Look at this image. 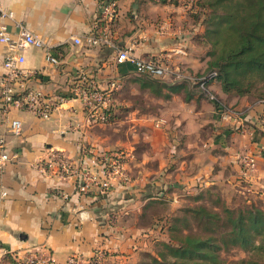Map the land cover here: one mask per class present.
<instances>
[{
	"label": "crops",
	"instance_id": "0c3cea01",
	"mask_svg": "<svg viewBox=\"0 0 264 264\" xmlns=\"http://www.w3.org/2000/svg\"><path fill=\"white\" fill-rule=\"evenodd\" d=\"M111 1L117 13L111 24L112 46L88 47L84 38L99 23L103 0H0L15 22L59 58L53 66L44 49H24L20 68L27 76L16 85L39 90L50 101L65 98L46 120L14 109L0 113L6 153L16 154L0 168V264H10L6 254L38 246L49 248L58 264L71 254L88 257L95 251L106 254L104 264H138L142 253L154 254L155 243L165 240L167 219L188 198L221 186L236 188L241 182L247 183L241 190L264 196V156H255L264 146L261 101L228 96L212 83L209 89L223 102L220 110L190 91V84L168 77L153 91L130 63L115 62L119 49H130L137 58L160 57L172 68L205 74L203 21L185 5L192 0ZM2 23L15 32L12 21ZM5 52L0 44V78ZM83 82L112 91V102L129 108L124 120L114 111L111 123L89 125L72 93ZM126 91L121 101L117 96ZM147 98L154 101L152 106L134 104ZM125 119L131 121L123 128L130 155L129 185L99 197L80 196L71 179L38 171L36 164L49 150L77 160L83 146L98 150L116 146L115 127ZM12 120L20 123L18 136L9 132ZM130 136L137 138L130 142ZM250 154L255 164L244 175L241 158ZM162 203L169 206L167 216L163 220L151 216L158 224L147 225L152 206Z\"/></svg>",
	"mask_w": 264,
	"mask_h": 264
},
{
	"label": "built area",
	"instance_id": "2783aa9c",
	"mask_svg": "<svg viewBox=\"0 0 264 264\" xmlns=\"http://www.w3.org/2000/svg\"><path fill=\"white\" fill-rule=\"evenodd\" d=\"M114 6L115 4L111 0H103L99 10L100 21L84 38L86 46H112L110 32ZM0 20L12 21L15 28V32L12 33L5 23L0 24V44L6 48L3 60L5 72L0 78V113L14 109L46 120L65 101V98L58 96L55 101H50L39 90L20 89V86L16 85L27 76L26 72L20 68V64L24 60L21 52L29 47L40 48L44 49L45 58L49 64L56 66L59 64V60L46 48L40 38L31 33L22 23L15 22L13 13L4 8L1 3ZM73 42L76 45L80 44L79 39H74ZM115 62L117 64L130 63L138 75L162 79L169 77L172 82L193 85L205 99L217 102L206 87V83L216 76L215 72L197 77L180 69L172 68L160 57L137 58L130 49H119ZM111 92L101 90L91 82L75 85L72 93L81 102L89 125L107 124L112 114L111 106L113 107ZM261 103L264 106V101ZM216 108L222 110L223 106L218 103ZM9 132L13 136L20 134L21 126L17 120L10 122ZM255 156H264V146L258 148ZM255 156L250 154L241 158L244 175L254 167ZM129 158V152L126 150H98L88 145L80 148L77 160L70 159L63 151L49 150L46 157L40 160L36 166L43 175L60 180L71 179L74 182L76 193L80 196L99 197L117 187L129 185L131 181L127 169ZM15 159L16 154L9 156L6 153V140L4 136H0V168L4 163ZM1 196H5V193H2ZM6 256L10 264H58L46 246H38L24 253H10ZM105 258L102 251L94 252L88 257L71 254L62 264H104Z\"/></svg>",
	"mask_w": 264,
	"mask_h": 264
},
{
	"label": "trees",
	"instance_id": "16d2710c",
	"mask_svg": "<svg viewBox=\"0 0 264 264\" xmlns=\"http://www.w3.org/2000/svg\"><path fill=\"white\" fill-rule=\"evenodd\" d=\"M192 4L196 8L197 2ZM207 6L211 12L208 19H203V43L208 48L205 74L215 72L216 76L206 87L217 101L209 102L214 107L223 104L209 89L212 83L228 96L264 101V0H208ZM112 13L113 26L116 6ZM213 57L216 59L211 62ZM256 85L261 91L258 97L251 90ZM112 119L110 116L107 124ZM231 247L249 250L252 257L225 263L220 252ZM138 264H264V198L238 209L224 204L220 209L204 205L180 208L167 219L165 240L155 243L154 254L142 253Z\"/></svg>",
	"mask_w": 264,
	"mask_h": 264
},
{
	"label": "rangeland",
	"instance_id": "374dc122",
	"mask_svg": "<svg viewBox=\"0 0 264 264\" xmlns=\"http://www.w3.org/2000/svg\"><path fill=\"white\" fill-rule=\"evenodd\" d=\"M183 1H186V0H181L182 4H184ZM192 1L197 2L196 8L192 4L193 3ZM192 1L191 2L187 1V6H190L191 8L190 10L195 12L194 14L197 15L198 18L201 19L202 21L204 18L208 19L210 17V12H211V8L207 6L208 0H192ZM218 50H219V47L218 46L215 47V51L218 52ZM215 59L216 58L213 57V59H211L212 60L211 62H214ZM141 80L144 81V83L146 82L147 84H151L153 88H160L161 86L159 82L149 79L147 77L141 76ZM190 87H191L190 91L196 92V94H198L199 97L203 98V96L199 94L198 90L193 85H191ZM153 88L152 90L154 91ZM251 90L253 92V95L257 97L261 93L259 85H256ZM128 91H130V88L128 89ZM128 91H126L124 94L117 96V97L121 101H124L126 97L125 94H127ZM119 104L117 103L115 105V103L112 102L113 107L111 106V113L116 111L118 118L123 117V120H124V117H126V115H124V112L128 111L129 108L126 107V105H119ZM134 104L138 107L152 106L154 104V101H152L149 98H147L146 100H141V101L137 99L134 101ZM128 123H131V121L126 120L124 123H121L115 127L117 128V130L115 132L114 137L118 143H116V146L110 149H122V150L129 151V149L124 145L125 143H127V135H125L126 131L123 129L125 126H127ZM110 132H111V129L106 131V133H110ZM128 138H129V141L131 142L132 140H135V138L137 137L130 136ZM246 185L247 183H244V182L237 184V186L239 187H247ZM221 187L222 188H219V189L216 188V189L207 190V193L203 194L202 199L195 200L193 199V197L188 198L189 200L187 202L182 203L181 209L186 208V207L196 206V205H204L208 209H220L222 204H224L230 209H238V208L244 207L245 204H249V202H257L259 198H264V196L263 197L257 196L256 193L254 194L248 193L245 189L241 190L239 187H236V188H232L231 186H227V187L221 186ZM195 197H200V196L196 195ZM168 209H169V206H167L166 203H162V204L152 207L151 210L149 211L150 218L146 219V224L154 225L156 222L154 223L151 216L161 217L162 219L165 216H167V214L169 213ZM156 224H158V222ZM220 255L225 263H230V262L239 261V260H248L250 257H252L251 252L249 250H242L238 247H231L227 251H221Z\"/></svg>",
	"mask_w": 264,
	"mask_h": 264
}]
</instances>
